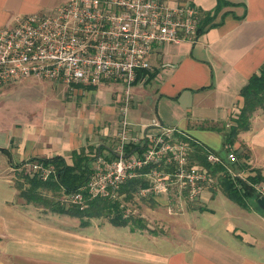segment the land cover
<instances>
[{"label":"crops","instance_id":"1","mask_svg":"<svg viewBox=\"0 0 264 264\" xmlns=\"http://www.w3.org/2000/svg\"><path fill=\"white\" fill-rule=\"evenodd\" d=\"M65 1L0 0V28L13 24L19 14L53 9ZM194 1L205 12L214 13L217 6V0ZM227 1L196 42L161 45L153 53L151 67L130 89L133 132L144 136L157 118L226 159L229 144L223 129L239 111L242 87L264 64V0ZM29 77L0 84V94L26 79L52 88L58 82L61 92L46 107L28 113L0 98V264H264V211L252 202L244 207L233 201L220 178L217 188L204 190L195 201L178 194L184 204L197 205L183 204L174 239L99 217L86 225L77 217L74 223L59 217L65 213L28 202L13 181L14 166L55 156L72 161L73 152L83 148L88 154L104 149L113 156L114 146L100 140L112 130L115 134L118 127L113 126L128 96L122 81L69 86ZM87 143L99 146L86 150ZM232 147L244 154L243 167L232 165L239 176L257 170L264 176L263 109L254 112L251 128ZM228 165L220 172H227ZM155 197L163 203L173 198L169 193ZM199 214L207 218L204 224L198 223Z\"/></svg>","mask_w":264,"mask_h":264},{"label":"built area","instance_id":"2","mask_svg":"<svg viewBox=\"0 0 264 264\" xmlns=\"http://www.w3.org/2000/svg\"><path fill=\"white\" fill-rule=\"evenodd\" d=\"M203 14L194 0H66L53 9L19 14L13 24L0 28L1 85L29 76L69 86L126 84L128 96L121 107L113 156L98 152L85 185L62 201L84 204L86 196L121 199L120 186L141 176L147 180L136 190L141 198L175 192L195 201L204 190L219 186L224 172L195 162L191 137L178 126L156 118L143 136L133 132L128 116L129 93L138 72L151 67L159 46L196 42ZM237 158L228 145L226 159ZM207 159L213 165L225 164L219 152L209 151ZM24 165L40 179L57 178L52 162L30 159ZM227 173L239 175L231 167ZM257 188L264 195V184Z\"/></svg>","mask_w":264,"mask_h":264},{"label":"trees","instance_id":"3","mask_svg":"<svg viewBox=\"0 0 264 264\" xmlns=\"http://www.w3.org/2000/svg\"><path fill=\"white\" fill-rule=\"evenodd\" d=\"M226 3H228L227 0H217V6L213 12H218ZM203 13L200 33H202L208 25L213 24L212 20L214 18V13H212V11H203ZM144 72H147V69H142L138 72L136 81ZM240 94L242 96V101L239 111L231 116L229 125L223 129L225 142L229 144V146H232L242 131L251 128L254 112L257 109L264 110V64L258 72L250 77L248 82L242 87ZM191 143L193 145L192 156L194 161L205 165L212 172L218 173L221 170H225V164H229L228 166H231V168L234 164H238L240 168L243 167V165L240 164V158L244 154H237V160L227 161V159H225V164L213 165L208 161L207 153L209 151H218L203 144L192 136ZM133 147L134 150L140 151L138 145H133ZM95 155L92 158L83 148L73 152L72 161H69L63 156L38 158L55 164L57 178L43 180L36 176H30L28 181H25V183H29L30 186H25L20 180L15 182V186L19 190L20 195L28 202L44 206H51V203L52 206L50 209L52 211L79 217L83 225L89 223L92 217L104 216L116 225H130L131 228L134 226L138 228L146 227L145 224L140 223L138 219H133L132 216H125V209L121 206V202L118 198H111L109 196H96L90 198L86 196L84 204L71 203V205H63L61 204L62 200L60 201L59 199L57 202H52L53 200L50 201L43 195V190L45 189L71 193L83 187L91 173L92 162ZM26 177H28V175H26L25 178ZM263 179L264 176L260 170H257L255 174H251L246 178L238 174L232 176L226 171L220 176L221 186L228 197L244 207H248L250 202L255 205L257 204L255 200L261 195L257 185L261 184ZM141 184H147V180L144 177L130 178L120 186L118 193L120 196H123L125 200H130L135 196L136 190ZM84 193L87 194L86 191H84ZM149 197L153 198L154 196L151 195L148 196V198ZM131 219H133V221H131Z\"/></svg>","mask_w":264,"mask_h":264},{"label":"rangeland","instance_id":"4","mask_svg":"<svg viewBox=\"0 0 264 264\" xmlns=\"http://www.w3.org/2000/svg\"><path fill=\"white\" fill-rule=\"evenodd\" d=\"M28 78H31V77H28ZM32 78H35V77H32ZM28 80L29 79H26L25 81L23 80L18 81L15 83L14 86L11 87V89L7 90L3 94H0V98L4 101V103L7 106H9L12 109L17 110L18 112L28 113V112L39 110L41 108L46 107L48 105L49 99H51V96H60L61 91H60V86L58 82H54L55 85H53V88H54L53 89L52 86L50 85L44 86L41 83H38L37 81H31V80L28 81ZM63 93L65 94L64 91ZM124 104L125 102L121 104L120 111H121L122 105ZM130 105H131V98H130ZM120 118L121 116L119 112V116L117 118L118 125L120 122ZM118 125L117 126L114 125L113 128L118 127ZM113 132L114 130L110 131V134H108L106 138L100 140V141L104 140V143H100V144H102L103 146L111 145L115 147L116 141H117V129L115 131V134ZM98 146H99L98 144L94 145L91 143H87L83 147H86L87 148L86 150H91ZM101 152H104L105 154L107 151L103 149V151ZM94 153L96 154L97 152H93V155ZM236 154L238 153L236 152ZM89 155L93 158V155L91 153ZM24 164L25 162H22L21 164L14 166L15 171L13 170V172H15V174L13 175V181L15 183L17 180H20V182L24 183L25 186H30L29 183H25V181L26 180L28 181L30 176H35V175H32ZM26 175H28V177L25 178ZM43 195L48 200L50 201L53 200L52 202L54 201L57 202L59 199L60 201L63 199H66L67 193L63 191L60 192V191L45 189L43 190ZM171 196H173V198L169 200L170 203L168 202L163 203L162 200L159 201V199H156L155 196L153 198L152 197L141 198L135 195L130 200H125L123 196H120L121 199L119 200L124 205L123 208L126 209L125 216H132L133 219H138L140 223H144L146 227L138 228L134 226L133 227L134 229H133L131 228L130 225H127V226H130V228L133 230H135L136 228L143 229L144 231H147L155 235H164V236L174 239L176 236H178L176 235V232L179 229V227H181V222L179 221L183 220L180 218L182 217L183 211H184L182 209V206L186 205L188 208H190L191 205H197V203L194 204V202H187L188 204H186L185 202L184 204L183 203L184 201L183 202L180 201L181 199L179 198L178 194L175 192L171 193ZM61 204L71 205V202L62 201ZM50 205L52 206L51 203ZM41 206L47 207V210L52 211L50 210L51 206H44V205H41ZM60 216L63 220H67V221L71 220V221H74V223L76 222V219H77V217L75 216L73 217L72 215H67V214L59 215V217ZM97 217H99V219L100 218L108 219L107 217H104V216H97ZM133 219H131V221H133ZM205 219L207 218H205L204 214L203 215L199 214L197 216L198 223L204 224V222L206 221Z\"/></svg>","mask_w":264,"mask_h":264},{"label":"water","instance_id":"5","mask_svg":"<svg viewBox=\"0 0 264 264\" xmlns=\"http://www.w3.org/2000/svg\"><path fill=\"white\" fill-rule=\"evenodd\" d=\"M256 203L257 205L264 211V195H260L257 199H256Z\"/></svg>","mask_w":264,"mask_h":264}]
</instances>
